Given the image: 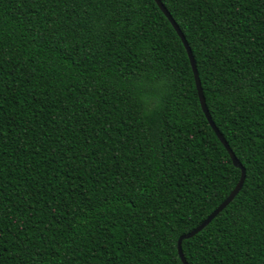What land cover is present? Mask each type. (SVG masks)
I'll use <instances>...</instances> for the list:
<instances>
[{"label":"trees","instance_id":"trees-1","mask_svg":"<svg viewBox=\"0 0 264 264\" xmlns=\"http://www.w3.org/2000/svg\"><path fill=\"white\" fill-rule=\"evenodd\" d=\"M241 189L181 242L264 264V0H160ZM240 169L154 0H0V264H182Z\"/></svg>","mask_w":264,"mask_h":264},{"label":"water","instance_id":"water-1","mask_svg":"<svg viewBox=\"0 0 264 264\" xmlns=\"http://www.w3.org/2000/svg\"><path fill=\"white\" fill-rule=\"evenodd\" d=\"M154 1L157 4V6L159 7V9L163 12L164 16L168 19V21L172 25V27L176 31L177 35L181 39L182 44L184 45V47L186 49V52H187V55H188V58H189V61H190V64H191V68H192L194 80H195V86H196V89H197V94H198L200 106H201V109H202L203 113L205 114V116L207 118V121H208L209 125L211 126V128L215 132V135L217 136V138L220 140V142L222 143V145L224 146V148L228 152V154H229V156L231 158V161H232L233 165L235 167H237V168L240 169V178H239L236 186L234 187V189L225 198V200L223 202H221L219 204V206L213 212H211L207 216V218L202 223H200L197 227H195L190 232L179 236V238L177 240V252H178V255H179V258H180L182 264H188L186 262L185 258H184L183 253H182V249H181V242H182V240L187 239V238H190V237L194 236L197 232H199L200 230H202L219 212H221L232 201V199L236 196V194L238 193V191L241 189V187L243 185V181H244V178H245V170L242 167V165L239 163V161L235 157L234 153L229 148L227 142L225 141V139L223 138V136L221 135V133L218 131V129L215 127L214 123L212 122V120H211V118L209 116V112H208V109L206 107L205 99H204V96H203V93H202V89H201V86H200V81H199L197 69H196V66H195V63H194V59H193V56L191 54L190 48H189V46L187 44V41L185 40V37L183 36V34L180 31V29L177 26V24L171 18V16L168 13V11L162 5V3L160 2V0H154Z\"/></svg>","mask_w":264,"mask_h":264}]
</instances>
